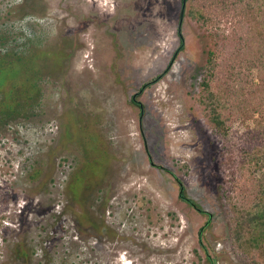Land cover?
<instances>
[{"label":"rangeland","instance_id":"1","mask_svg":"<svg viewBox=\"0 0 264 264\" xmlns=\"http://www.w3.org/2000/svg\"><path fill=\"white\" fill-rule=\"evenodd\" d=\"M21 1L0 0V10ZM44 2L43 27L53 43L70 38L71 57L39 114L0 133V264H247L231 237L229 144L199 102L210 50L239 68L243 15L226 0L218 30L194 18L196 0L183 17L182 0ZM180 20L184 49L170 64ZM246 73L255 93L246 99L259 102L258 70ZM159 75L138 97L141 111L132 96ZM252 108L237 119L240 132L263 118ZM99 151L109 155L107 180L92 198L96 226L81 229L66 190ZM181 185L206 214L181 198Z\"/></svg>","mask_w":264,"mask_h":264},{"label":"trees","instance_id":"2","mask_svg":"<svg viewBox=\"0 0 264 264\" xmlns=\"http://www.w3.org/2000/svg\"><path fill=\"white\" fill-rule=\"evenodd\" d=\"M187 1L182 0L181 17L184 15ZM196 1L201 8L192 12L194 18L209 29H221L224 19L223 5L226 0ZM230 1L243 15L239 23L245 24V30L238 34L237 42L242 49L241 62L238 69L235 66L229 68L224 63L225 52L210 50L206 71L200 84L199 102L204 107L207 120L216 133L227 141L228 151L231 152L226 199L234 214L231 221L233 243L248 258L247 264H264V0ZM46 15L44 0H22L19 4H9L4 11L0 10L1 134L8 133L19 122L37 116L43 106L49 82L67 69L72 42L70 38L63 37L57 43L52 42L49 29L44 28L42 23ZM181 20L177 30L180 46L170 64L184 49ZM254 69L258 70L257 79L263 84L261 92L256 95L259 102L246 99L247 95L255 94L249 86V83L254 81L246 73H251ZM162 75L143 84L132 96V104L138 106L141 111L144 110L138 97ZM250 107L263 115V118L256 120L255 127L240 132L235 128V123ZM79 122L82 126L83 119ZM86 134L82 127H78L80 141L89 142ZM90 143L92 144V141ZM95 151L97 152V149ZM85 152L88 159L91 153H94L88 149ZM99 155L94 161V167L87 173L80 172L82 166L75 167L70 174L66 190L69 199L80 205L81 215L77 220L81 229L96 226L93 220L92 198H100L98 192H102L105 187L109 162L108 153L99 151ZM35 172L39 173V170L36 169ZM245 193L248 199L242 198ZM180 196L194 208L204 212L200 205L186 196L182 185ZM240 197L243 200H240ZM207 216L210 221L212 214L207 213ZM200 233H203L202 230ZM209 261L214 263L210 256Z\"/></svg>","mask_w":264,"mask_h":264}]
</instances>
